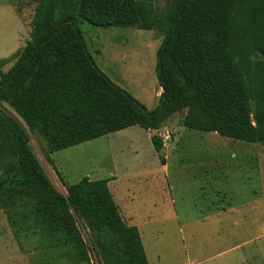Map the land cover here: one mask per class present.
<instances>
[{
	"label": "trees",
	"instance_id": "1",
	"mask_svg": "<svg viewBox=\"0 0 264 264\" xmlns=\"http://www.w3.org/2000/svg\"><path fill=\"white\" fill-rule=\"evenodd\" d=\"M156 30L159 105L147 110L95 64L80 24ZM0 69V102L49 154L134 125L158 130L174 113L182 126L264 145V0H174L159 15L154 0H37L30 37ZM0 58V68L13 57ZM164 163L162 139L150 135ZM19 122L0 110V209L17 237L38 236L54 258L88 261L78 221L101 264H148L139 231L127 225L108 178L81 177L57 192Z\"/></svg>",
	"mask_w": 264,
	"mask_h": 264
},
{
	"label": "rangeland",
	"instance_id": "2",
	"mask_svg": "<svg viewBox=\"0 0 264 264\" xmlns=\"http://www.w3.org/2000/svg\"><path fill=\"white\" fill-rule=\"evenodd\" d=\"M173 2L154 0L157 13L165 14ZM36 5L37 0H0V58L14 56L23 48L30 37ZM80 28L97 67L147 110L155 109L160 100L156 51L162 36L156 30L101 29L86 21ZM16 60L14 56L0 69L9 70ZM0 110L24 128L33 154L62 195H66L67 185L83 176L94 174L90 178L93 180L99 173L107 177L117 170L120 180L110 181L109 189L119 208L133 213L149 264L199 262L239 243V248L203 263L264 264V145L231 140L213 132L184 130V112L174 113L156 132L171 135L168 145L175 135L183 138L167 161V188L161 172L162 181L155 175L131 177L137 159L146 165L158 161L147 132L139 126L53 152L49 154L52 165L47 159L45 138L38 131H30L7 103L1 101ZM209 148H218L214 159L219 165L197 167V163L209 159L203 152ZM228 202L236 207L233 213L222 209L207 220H196L200 212L222 208ZM78 227L88 261L71 263L60 249H52L54 258L50 259L39 248L37 235L15 236L6 212L0 209V264H101L88 229L80 221Z\"/></svg>",
	"mask_w": 264,
	"mask_h": 264
},
{
	"label": "crops",
	"instance_id": "3",
	"mask_svg": "<svg viewBox=\"0 0 264 264\" xmlns=\"http://www.w3.org/2000/svg\"><path fill=\"white\" fill-rule=\"evenodd\" d=\"M160 87V86H159ZM160 92H161V88H160ZM134 126H138V125H134ZM132 127V126H131ZM129 128V127H128ZM184 128V127H183ZM127 128H125V129H121V131H124V130H126ZM143 129V128H142ZM186 128H184V130H185ZM145 130V129H144ZM118 131H120V130H118ZM145 132H147V139L148 140H150V135H151V133H150V131H148V130H145ZM114 133V132H113ZM214 133V132H213ZM111 134V133H110ZM217 134V133H216ZM181 136V134H179L178 136H174V141H173V143L172 144H170V145H168L167 147H165L164 149H163V158H164V163H161L160 161H159V158H158V161L157 160H155V162H154V164H152V165H146V164H144L143 162H141V161H139L138 159L136 160L137 161V163L134 165V167L132 168L133 170H134V172L132 173V175H131V177H135L136 179H139V178H141V177H143V176H148V175H155V177L157 178V179H161L160 178V172L161 173H163V181H162V179H161V181H162V183H163V186L165 185L167 188L169 187V185H168V181H167V178H168V175H167V173L169 172V165H168V163H167V161H169L173 156H174V154H175V152H176V149L177 148H180V143H181V141H182V137H180ZM226 138V137H225ZM150 142H151V140H150ZM150 148V147H149ZM215 149V150H214ZM214 149H211V148H209V149H205L203 152H204V155H206V156H208V158L209 159H207V160H202L201 162H200V164L199 163H197L198 165H197V167H201V168H203V169H205L206 167H208V168H210V167H213V166H215V165H219L218 164V160L217 159H214L215 157H216V152H218L219 150H218V148H214ZM134 153H137V151H135ZM156 153V152H155ZM157 155V154H156ZM139 156V155H138ZM215 156V157H214ZM231 156L233 157V156H235L234 155V152H232L231 153ZM158 157V156H157ZM206 163H209V164H206ZM206 165H209V166H206ZM221 166H219V168H220ZM96 171V167H94L93 168V172H95ZM117 170L115 169V172L111 175V174H108V176L106 177L104 174L102 175V174H98V175H96L97 176V178L96 179H98V178H108L109 179V182H108V186L110 185V181H113V182H119V177H121L120 175L118 176V174H116L117 172H116ZM99 172H100V170H99ZM205 172H208V171H205ZM94 175V174H93ZM93 175H89L88 176V178L90 179L91 177H95V176H93ZM203 178H204V176H203ZM205 180H206V177L204 178ZM113 195V194H112ZM118 206V205H117ZM224 206V205H223ZM235 205L233 204V202H228V203H226L225 204V206L224 207H222V208H215L214 207V209L212 208V209H208V210H206V211H204V212H200V214H199V216H198V219L196 218V220H207L208 218H210L211 216H213L215 213H217V214H219V213H221V210L223 209V211L224 212H226V213H228V212H231V213H233L234 212V210H235ZM118 209H119V212H120V215H121V217H122V219H123V221L127 224V225H137L136 224V222H135V219H134V216L132 215L133 213L132 212H129V211H127V209H125L124 208V210L122 211V209H120L119 208V206H118ZM137 227V226H136ZM138 229V228H137ZM240 243L239 244H236V245H234V246H232V247H230V248H228V249H226V250H222L221 252H217L216 254H214L213 256H211V257H208V256H204L205 258L204 259H202V260H200L199 262H197V261H188V263L187 264H204V263H206V262H209V260L210 259H214V258H218V257H220V256H222V255H224V254H227V253H229V252H231V251H233V250H235V249H237V248H239L240 247ZM144 247V246H143ZM145 249V248H144ZM145 251V250H144ZM146 254V253H145ZM147 257V256H146ZM148 261V260H147ZM204 262V263H203ZM149 264V263H148Z\"/></svg>",
	"mask_w": 264,
	"mask_h": 264
},
{
	"label": "built area",
	"instance_id": "4",
	"mask_svg": "<svg viewBox=\"0 0 264 264\" xmlns=\"http://www.w3.org/2000/svg\"><path fill=\"white\" fill-rule=\"evenodd\" d=\"M159 135L162 139L163 146L167 147V145L169 144V141H171V135H169V133L167 131L162 132Z\"/></svg>",
	"mask_w": 264,
	"mask_h": 264
},
{
	"label": "water",
	"instance_id": "5",
	"mask_svg": "<svg viewBox=\"0 0 264 264\" xmlns=\"http://www.w3.org/2000/svg\"><path fill=\"white\" fill-rule=\"evenodd\" d=\"M157 130H150L151 135L156 134Z\"/></svg>",
	"mask_w": 264,
	"mask_h": 264
}]
</instances>
